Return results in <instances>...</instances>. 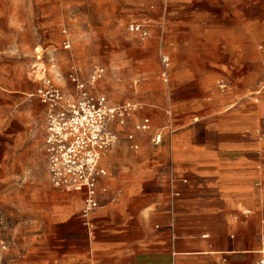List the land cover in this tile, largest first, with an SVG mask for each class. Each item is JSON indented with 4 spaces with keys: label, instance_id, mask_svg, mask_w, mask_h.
Masks as SVG:
<instances>
[{
    "label": "crops",
    "instance_id": "obj_1",
    "mask_svg": "<svg viewBox=\"0 0 264 264\" xmlns=\"http://www.w3.org/2000/svg\"><path fill=\"white\" fill-rule=\"evenodd\" d=\"M124 3L139 10L122 32ZM155 3L0 0V264L264 260V0ZM131 21L148 36L129 33ZM95 64L104 74L91 91L138 107L109 124L117 141L100 155L86 225L83 192L49 182L32 94L41 67L72 97L68 73L87 79Z\"/></svg>",
    "mask_w": 264,
    "mask_h": 264
},
{
    "label": "built area",
    "instance_id": "obj_2",
    "mask_svg": "<svg viewBox=\"0 0 264 264\" xmlns=\"http://www.w3.org/2000/svg\"><path fill=\"white\" fill-rule=\"evenodd\" d=\"M146 2H149V9L155 8L156 0ZM127 30L139 39L148 36L144 22L131 21L127 24ZM63 46L69 48L70 41L64 39ZM161 61L164 66L168 63L164 56ZM33 69L36 70L37 66H33ZM37 70L39 76L34 78L39 85L32 95L45 108L44 144L49 182L58 189L83 192L82 214L84 223L88 225L89 213L98 206V180L106 174V170L99 166L100 155L117 141V135L109 124L113 121L123 124L138 106L129 102L113 106L104 96L91 91L90 88L104 74V68L98 64L92 66L87 79L80 78L74 71L68 73L67 79L74 89L72 97H68L53 82L43 67ZM148 128L147 118L134 126L137 131ZM127 138L132 139L133 136L129 134ZM159 140L160 135L156 134L153 142ZM132 147L135 149V146ZM258 264H264V260Z\"/></svg>",
    "mask_w": 264,
    "mask_h": 264
},
{
    "label": "rangeland",
    "instance_id": "obj_3",
    "mask_svg": "<svg viewBox=\"0 0 264 264\" xmlns=\"http://www.w3.org/2000/svg\"><path fill=\"white\" fill-rule=\"evenodd\" d=\"M131 7L134 10V8H138L139 6L138 5H135V7H134L132 5H129L128 3H124L123 4V8L121 9V19H120V23H119V29L122 32H125L124 27L126 26V20H127V16H125L126 15L125 13H127L128 12V8H131ZM137 10H139V8ZM92 21H93V26L95 27L97 21L95 19L92 20ZM90 38H91V42H88V45H91L92 42L93 43L96 42V36L95 35L90 36ZM90 51H91V53H93L92 56L94 57L92 60H90V62H97L98 61V57L97 56L95 57V55H96V52H94L95 51V47L92 46V48L90 49Z\"/></svg>",
    "mask_w": 264,
    "mask_h": 264
}]
</instances>
